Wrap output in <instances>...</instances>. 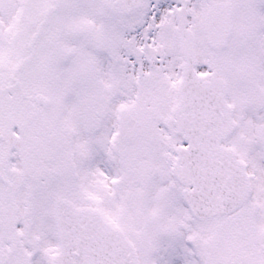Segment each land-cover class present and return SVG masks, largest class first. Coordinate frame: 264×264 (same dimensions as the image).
Instances as JSON below:
<instances>
[{
    "label": "snow or ice",
    "instance_id": "1",
    "mask_svg": "<svg viewBox=\"0 0 264 264\" xmlns=\"http://www.w3.org/2000/svg\"><path fill=\"white\" fill-rule=\"evenodd\" d=\"M0 264H264V0H0Z\"/></svg>",
    "mask_w": 264,
    "mask_h": 264
}]
</instances>
